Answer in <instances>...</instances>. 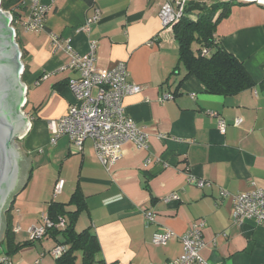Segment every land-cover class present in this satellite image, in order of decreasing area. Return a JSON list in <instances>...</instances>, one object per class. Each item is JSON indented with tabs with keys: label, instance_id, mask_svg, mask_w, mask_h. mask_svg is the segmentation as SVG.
I'll return each instance as SVG.
<instances>
[{
	"label": "crops",
	"instance_id": "crops-1",
	"mask_svg": "<svg viewBox=\"0 0 264 264\" xmlns=\"http://www.w3.org/2000/svg\"><path fill=\"white\" fill-rule=\"evenodd\" d=\"M39 2L50 7L44 29L29 32L21 27L19 33L26 56L23 113L31 125L16 142L27 175L5 212L0 264H7L1 261L4 255L9 264H57L51 250L62 234L47 233L33 240L29 229L43 223L51 201L69 203L77 187L87 207L75 228L95 235L99 244L95 263L166 264L183 253L180 236L202 219L205 264H264V222L250 218L236 222L232 217L233 195L264 189V7L257 2L236 5L216 27L224 47L244 63L254 81L251 88L222 95L206 91L195 76L185 78V69L178 67L173 27L164 28L160 18L164 0H93L100 19L89 30L85 21L95 10L90 0ZM51 33L63 42L70 39L83 56L95 44L96 65L102 69L127 62L129 79L142 89L127 95L124 107L146 133L147 148L126 142L120 158L106 167L91 139L81 152L67 135L52 141L51 123L75 102L68 83L78 73L66 68L70 56L63 48H52ZM167 93L174 97L162 101ZM238 118L243 119L239 125ZM190 175L211 184L199 187ZM60 179L65 184L55 195ZM42 183L46 191L42 197L36 189L30 191ZM221 190L230 195L221 196ZM173 193L179 197L165 200ZM66 208L74 211L76 204ZM145 209L156 212V222L146 224ZM8 227L14 233V247L21 245L13 253H8L5 238ZM165 229L176 236L155 245L154 233ZM79 255L84 264L82 250L76 252L75 264H80Z\"/></svg>",
	"mask_w": 264,
	"mask_h": 264
},
{
	"label": "built area",
	"instance_id": "built-area-1",
	"mask_svg": "<svg viewBox=\"0 0 264 264\" xmlns=\"http://www.w3.org/2000/svg\"><path fill=\"white\" fill-rule=\"evenodd\" d=\"M187 0H164L161 8L160 18L164 28L173 27L185 15ZM22 4L28 5V11L20 26L29 32H40L45 27V19L50 7L43 5L39 0H23ZM94 13L86 18L84 28L89 30L90 26L100 19V8L94 6ZM52 48H63L70 56L66 68L78 73V77L72 78L68 85L75 95L68 112L59 120L51 123L53 129L52 141L67 135L70 138L72 147L78 152L83 151L84 142L91 139L99 160L106 167L113 165L121 156L122 145L132 141L141 148L148 147L146 133L126 113L124 98L137 93L142 86L129 79V68L125 61L119 62L111 69H102L96 65L95 44L86 56L78 53L70 39L61 38L54 33L50 34ZM207 52V50H204ZM173 94L167 93L161 96V100L172 99ZM243 121L238 118L236 124ZM220 128L224 129V120H219ZM190 181L199 187L210 185L211 182L205 179L190 175ZM65 180L57 181L54 189L55 195L62 192ZM221 196L230 195L226 190H221ZM176 193L167 196L165 200L178 198ZM233 211L232 217L236 222L245 218L254 219L257 222H264V189L253 188L232 196ZM156 212L151 209L144 210L145 222L150 225L156 222ZM43 223L39 226H32L29 229L31 239L38 240L47 234V230L53 226H64L65 219L60 217L57 224L47 214L43 215ZM205 220H197L190 229L180 236L183 243V253L166 264H205L206 261L201 255L205 246L204 239ZM176 236L171 229L155 232L153 243L155 245L166 244ZM69 246L66 244L55 245L51 253L56 258L61 257ZM1 261L9 264L8 255L1 257Z\"/></svg>",
	"mask_w": 264,
	"mask_h": 264
},
{
	"label": "trees",
	"instance_id": "trees-1",
	"mask_svg": "<svg viewBox=\"0 0 264 264\" xmlns=\"http://www.w3.org/2000/svg\"><path fill=\"white\" fill-rule=\"evenodd\" d=\"M93 4V0H90ZM23 0H2L1 6L13 15V25L18 30V25L24 20L28 5L22 4ZM239 0H187L185 15L174 26V35L179 45V65L186 71L185 78L197 77L204 85L206 91L215 94H236L254 86V81L244 66L234 54L229 52L216 35L219 22L229 16L232 7L243 5ZM20 46L21 41L17 38ZM22 48V46H21ZM207 50V52H204ZM23 58L25 50L22 48ZM26 76V69L22 78ZM68 204H76L74 211L67 210ZM87 207L85 196L80 187L72 194L69 203L51 201L47 215L57 224L60 217H66L64 228L53 226L47 233L62 234L63 239L59 244L69 246L68 250L59 258L57 264H75L76 252L82 250L84 264H98L96 253L99 250L98 241L88 229L78 232L75 221L81 211ZM5 238L10 252L17 251L21 245L14 247V233L11 228H6ZM29 244V243H24ZM100 264H118L117 262Z\"/></svg>",
	"mask_w": 264,
	"mask_h": 264
},
{
	"label": "water",
	"instance_id": "water-1",
	"mask_svg": "<svg viewBox=\"0 0 264 264\" xmlns=\"http://www.w3.org/2000/svg\"><path fill=\"white\" fill-rule=\"evenodd\" d=\"M239 1L246 4L257 2L264 7V0ZM1 3L2 0H0V231L3 204L15 183L19 153L23 157L19 144L16 142L18 148L16 149L12 141L16 137L23 136L31 125L23 111L18 113L27 100V88L22 81V74L25 70L23 52L17 40L18 34L13 25V15L10 11L4 10ZM23 174L22 184L27 175L25 165Z\"/></svg>",
	"mask_w": 264,
	"mask_h": 264
},
{
	"label": "flooded vegetation",
	"instance_id": "flooded-vegetation-1",
	"mask_svg": "<svg viewBox=\"0 0 264 264\" xmlns=\"http://www.w3.org/2000/svg\"><path fill=\"white\" fill-rule=\"evenodd\" d=\"M25 106V105H24ZM24 106L22 107V110L19 111L18 113H22V111L24 110ZM18 140V137L14 138V140L12 141L13 146L17 148V143L16 141ZM18 161V168H17V174H16V179H15V183L13 188L10 190L9 194L6 196L4 204H3V210H2V227H1V231H0V235L2 233L3 230V225H4V216H5V212L8 210V208L10 207V202H11V197L13 194H15L17 191H19L22 182L24 180L23 177V167H24V158L21 156V154L19 153V156L17 158ZM7 184L5 183V186Z\"/></svg>",
	"mask_w": 264,
	"mask_h": 264
},
{
	"label": "rangeland",
	"instance_id": "rangeland-1",
	"mask_svg": "<svg viewBox=\"0 0 264 264\" xmlns=\"http://www.w3.org/2000/svg\"><path fill=\"white\" fill-rule=\"evenodd\" d=\"M204 1L212 2V1H215V0H204ZM18 30H19V33H21V31H22L21 30V26H19V25H18ZM18 30L16 29L17 34H18ZM17 38H18V35H17ZM24 61H25V59H24ZM35 189H36V194L39 195L40 197H42L45 194V192H46L45 189H44L43 183L41 185H39V187H37V186L36 187H31L30 191L34 192ZM79 261H80V264H81V255H79Z\"/></svg>",
	"mask_w": 264,
	"mask_h": 264
}]
</instances>
